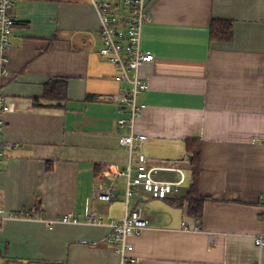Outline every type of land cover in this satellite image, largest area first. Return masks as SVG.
<instances>
[{"label":"crops","instance_id":"1","mask_svg":"<svg viewBox=\"0 0 264 264\" xmlns=\"http://www.w3.org/2000/svg\"><path fill=\"white\" fill-rule=\"evenodd\" d=\"M12 1L4 139L18 148L4 154L0 202L21 218L0 224V264H120L111 230L84 222L92 211L103 223L124 216L125 179L110 171L128 162L119 143L128 129L117 125L128 109L111 100L129 88L98 59L90 0ZM147 10L141 49L154 60L139 69L147 89L135 133L147 137L150 166L174 164L183 181L164 200L140 190L130 200L128 211L144 213L149 229L130 239L135 262L126 264H264L253 240L264 234V0H147ZM212 20L232 23L231 42L210 40ZM49 82L66 83L65 101L43 98ZM186 140L201 143L199 221L187 215ZM108 189L116 198L98 200ZM67 213L81 223L47 226Z\"/></svg>","mask_w":264,"mask_h":264},{"label":"built area","instance_id":"2","mask_svg":"<svg viewBox=\"0 0 264 264\" xmlns=\"http://www.w3.org/2000/svg\"><path fill=\"white\" fill-rule=\"evenodd\" d=\"M99 21V40L101 47L97 52L99 61L113 65L118 74L115 82L128 86L125 94L111 100L128 109V118L119 119L117 125L127 128L128 134L120 136L119 143L128 153V162L123 170L110 171L111 178H124L123 203L125 213L121 220L103 223L95 211H92L84 224L88 226H106L111 230L109 240L111 250L120 259V264L134 263L130 256L133 245L130 239L138 237L149 229V218L140 210L128 211V204L140 190L151 199L164 200L177 193V187L182 183V172L174 164H163L152 167L151 160L142 153L143 144L147 137L135 133V122L144 110L139 104V96L147 89L146 83L139 77V69L143 64L154 60L151 54L144 53L141 49L142 31L145 25L151 22L147 10V0H90ZM16 25L14 3L12 0H0V170L2 160L7 151L15 150L18 145L4 139L5 118L11 113L12 107L9 98L3 94L2 79L7 75L8 50L10 40ZM134 153H136L134 155ZM187 162V161H186ZM159 171H172L181 176L178 182H163L156 179ZM116 197L108 189L101 192L97 199L110 202ZM259 202L264 203V195L259 197ZM20 216L11 214L3 208L0 202V224L7 220H16ZM79 220L71 213L52 221H47V226L52 228L57 224H80ZM184 232L185 224H181ZM254 244L264 249V234L253 236Z\"/></svg>","mask_w":264,"mask_h":264},{"label":"trees","instance_id":"3","mask_svg":"<svg viewBox=\"0 0 264 264\" xmlns=\"http://www.w3.org/2000/svg\"><path fill=\"white\" fill-rule=\"evenodd\" d=\"M211 41L222 43L231 42L233 39V25L229 21L212 20L209 26ZM67 85L64 82H49L44 85L43 98L48 101H65ZM185 151L190 159L191 184L185 197L188 217L199 221L202 217L203 205L207 198L199 193L200 153L199 140H186Z\"/></svg>","mask_w":264,"mask_h":264}]
</instances>
